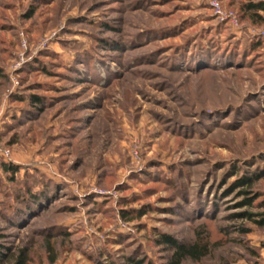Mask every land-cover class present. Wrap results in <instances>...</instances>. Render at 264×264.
<instances>
[{
	"label": "rangeland",
	"instance_id": "1",
	"mask_svg": "<svg viewBox=\"0 0 264 264\" xmlns=\"http://www.w3.org/2000/svg\"><path fill=\"white\" fill-rule=\"evenodd\" d=\"M248 1L0 0V264H264Z\"/></svg>",
	"mask_w": 264,
	"mask_h": 264
},
{
	"label": "trees",
	"instance_id": "2",
	"mask_svg": "<svg viewBox=\"0 0 264 264\" xmlns=\"http://www.w3.org/2000/svg\"><path fill=\"white\" fill-rule=\"evenodd\" d=\"M241 10L245 11V13H250L251 17L256 18L259 21H262L263 18L260 15H258V13L264 12V1L263 2L248 1L241 6ZM31 102H37V99H32ZM3 167L6 170H9L10 172L13 173L15 172V168L11 165L3 164ZM240 183L241 185H243L244 183L248 184L250 183V180H245ZM245 203L250 205L249 200H246ZM139 214L140 213H138V215ZM245 216L246 218L250 217V215H245ZM262 223H264V220L262 221ZM162 242L168 243L171 249H173V253L166 264H182L183 261L187 259L197 261L206 254V250H207L205 245L204 246L199 245L198 243L180 244L173 240H169V239L166 240L165 238H162ZM0 249H2V245H0ZM23 258H24V254L20 257V260L16 264H23L24 261ZM3 259H5V254H3L0 250V261ZM132 264H139V262L138 263L133 262Z\"/></svg>",
	"mask_w": 264,
	"mask_h": 264
},
{
	"label": "built area",
	"instance_id": "3",
	"mask_svg": "<svg viewBox=\"0 0 264 264\" xmlns=\"http://www.w3.org/2000/svg\"><path fill=\"white\" fill-rule=\"evenodd\" d=\"M9 155H10L9 154V151H7V150H2L1 151L0 150V157H3L4 156L6 158V157H9Z\"/></svg>",
	"mask_w": 264,
	"mask_h": 264
}]
</instances>
